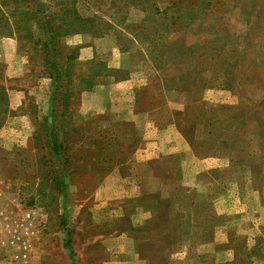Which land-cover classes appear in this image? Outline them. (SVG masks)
Instances as JSON below:
<instances>
[{
	"label": "rangeland",
	"instance_id": "374dc122",
	"mask_svg": "<svg viewBox=\"0 0 264 264\" xmlns=\"http://www.w3.org/2000/svg\"><path fill=\"white\" fill-rule=\"evenodd\" d=\"M58 24L68 34L44 48L45 30ZM87 47L90 59L80 55ZM212 49L224 59L206 57ZM1 58L9 87L0 118L1 264H264V0H0ZM46 61L63 66L59 80ZM228 75L241 81L212 82ZM188 94L197 102L181 103ZM199 99L249 111L238 145L248 164L191 151L184 130ZM132 110L150 112L135 126ZM151 118L161 144L146 150ZM148 173L159 194L136 193ZM180 186L199 200L212 196L202 200L210 206L191 212L179 202L173 212L195 211L202 224L215 215L213 241L185 233L194 244L166 260L173 228L147 223L153 206L165 222ZM13 234L27 245L25 262L6 245Z\"/></svg>",
	"mask_w": 264,
	"mask_h": 264
},
{
	"label": "trees",
	"instance_id": "16d2710c",
	"mask_svg": "<svg viewBox=\"0 0 264 264\" xmlns=\"http://www.w3.org/2000/svg\"><path fill=\"white\" fill-rule=\"evenodd\" d=\"M38 10V9H37ZM78 18V16H77ZM8 24V19L2 18V22ZM61 23V22H60ZM15 24V23H14ZM42 28L44 29V22H40ZM64 24H69V23H64ZM72 26V25H70ZM167 26V24H166ZM46 33V39L41 40L44 48H49V46H52L53 48L55 47L54 45L57 44L58 38L61 37L62 35L68 34V31H63L62 28L59 26V24L56 27H49V29L45 30ZM10 34V33H8ZM10 35H15L17 37V40H20V36L17 34H10ZM40 39H38L39 41ZM49 44V46H48ZM210 50L205 52L206 57H209L210 60L216 61L217 59H224L225 56H222L220 53H215L218 52L216 50ZM47 51V50H46ZM47 52L45 55L47 56ZM229 52H227L226 55H228ZM46 60V57H44ZM203 59V58H202ZM201 59V60H202ZM49 65L50 68L52 69L49 72L50 77H54V79L59 80V76H61V72L64 71L63 66L59 67L58 66V61H46ZM199 62V61H198ZM201 61L198 63V65H201ZM207 64V63H206ZM53 71V72H52ZM215 72V70L213 71ZM228 77V78H227ZM224 76L223 80L218 81L217 78H214L212 82H218V87L219 88H225L226 86H229V84H236L241 81V79H231L230 76ZM213 79V77L210 76L209 79ZM6 78L3 77V73L0 72V118L1 114L6 112L8 109V89L9 87L5 85ZM245 82V81H244ZM210 80L207 81L206 85L207 87L209 86ZM211 85H213L211 83ZM60 87V84L57 85L55 90H58ZM197 97L194 95H190V100L188 103H193L194 101L197 102ZM201 107L197 109H192L189 113L191 114V120H190V125L189 127L184 130L186 132L185 134V139L188 142V145L191 149V151L195 154V156L199 158H203L201 155L206 156L208 152H201L203 150H206V148L213 149L214 151H211V153L214 157L216 158H228L230 162V166L234 167L238 164L242 163H247L248 162H242L240 158H243L245 154L240 153V148H238L239 143H244L245 142V137L240 136L244 131L245 128L243 126L246 124V122H250V120H253L251 117V114L249 111L246 114H243L242 112H239V107H236L235 105H224V104H219V105H214L211 107H208L204 102H202L199 99L198 102ZM196 106V105H195ZM187 108V107H186ZM226 112L224 113V117H218V112ZM222 123H226L228 128L223 129L220 131V127L222 126ZM229 133V136L227 135ZM245 133V132H244ZM204 135V136H202ZM239 150V151H238ZM243 154V155H242ZM251 170V169H250ZM217 169H213V178L214 180L216 178L221 177V175L217 172ZM221 172H224L225 170H219ZM219 176V177H218ZM189 190L193 191L191 188L188 187H182L180 186L178 188V193H170L172 196V199L175 197L172 203H170L166 208H165V213L166 215L163 216V218H166L165 222H160V218L155 217L154 213L157 211L158 206H153L150 209V212L152 213V217L149 219V223L153 228H157L159 230L160 227L169 230L170 227L173 229L171 230L170 238L167 239L166 242L169 244H173L171 250L169 251V254L166 256V260H168L169 256L172 254V252L175 251L182 243L185 242H194L191 241L193 238L190 236H182L185 233H192L194 235H202L203 231L206 232L207 238L204 239V241H198L199 243L202 242H212L213 241V231L215 228V223L214 220L216 218L215 215H208L205 224H202L200 222H194V220L197 219L196 212L193 211V213L190 214V211L192 212V209L195 208H200L201 206H210V203H206L202 200L205 198L211 199L212 196L210 195H200V200L199 196L193 191V194L189 192ZM157 194H159V191H157ZM146 195V194H142ZM157 198L160 200V197L157 196ZM138 199H135L134 202L136 203ZM126 202L131 203L132 199H127ZM181 202L183 204L184 202L188 205L187 207L190 208L189 213L184 212V213H174L175 211V205L177 203ZM180 204V205H181ZM135 205V204H134ZM158 232V231H157ZM201 237V236H200ZM199 237V238H200ZM158 239V238H157ZM153 242H159V241H153ZM154 245H157L153 243ZM194 244V243H192ZM137 248H139L138 245H136ZM218 247V246H217ZM250 253V252H249ZM250 256V255H249ZM253 257V256H251ZM192 260L193 257L190 256ZM148 260V259H147ZM165 259H160L161 262H163ZM196 260V259H195ZM210 263L213 262V259L209 260ZM198 264H205L201 259L197 261ZM228 264V263H225Z\"/></svg>",
	"mask_w": 264,
	"mask_h": 264
},
{
	"label": "crops",
	"instance_id": "0c3cea01",
	"mask_svg": "<svg viewBox=\"0 0 264 264\" xmlns=\"http://www.w3.org/2000/svg\"><path fill=\"white\" fill-rule=\"evenodd\" d=\"M80 55H85L86 56V59H90L93 55H94V52L93 50H91L90 48H85V49H82L81 50V53ZM0 60H5V62L8 60V59H4V58H1ZM108 67H112V68H118L119 65H111L108 63ZM122 67V65L120 66V68ZM15 72H12V74H14ZM127 81H129V79L127 78ZM153 92V91H152ZM155 92V91H154ZM153 92V93H154ZM156 95H157V92H156ZM190 98V95H186V99H184V101H182L181 103L185 104V103H188L189 102V99ZM88 110H91L90 108ZM149 112L148 110H143V111H137V110H132L130 112V121H132L135 126H138V121L140 122V119L141 118H145L146 116L149 115ZM145 116V117H144ZM142 121V120H141ZM147 121V119H146ZM155 121L151 118L150 119V122H146L145 124V135L143 136V141L146 140V142H142L144 144V146H146V150L148 149H154L156 146H158L159 144H161V142L158 139V136H156V133L158 132L157 128L155 127ZM164 147H168V144L165 143ZM185 150V148H184ZM150 177V179H149ZM198 180H201V178L198 177ZM152 181H155L154 179H152L150 173L146 174H143L142 177H139L137 178V187L139 189H137L136 187V193L138 194H146V193H150V192H153V191H158V186L157 185H154V187H150L149 184H151ZM156 182V181H155ZM136 195V194H134ZM133 196V195H132ZM252 259L254 261H257L258 258L256 257H252ZM259 261V260H258ZM1 262V260H0ZM259 263H263V261H259ZM1 264V263H0Z\"/></svg>",
	"mask_w": 264,
	"mask_h": 264
},
{
	"label": "built area",
	"instance_id": "2783aa9c",
	"mask_svg": "<svg viewBox=\"0 0 264 264\" xmlns=\"http://www.w3.org/2000/svg\"><path fill=\"white\" fill-rule=\"evenodd\" d=\"M31 217V212L26 213V219ZM7 246H11L12 248L19 249L20 251L15 250L12 252V258L14 260H23L24 262L27 259L26 248L27 245L25 244L24 240L21 239L19 235H10V238L6 241Z\"/></svg>",
	"mask_w": 264,
	"mask_h": 264
}]
</instances>
